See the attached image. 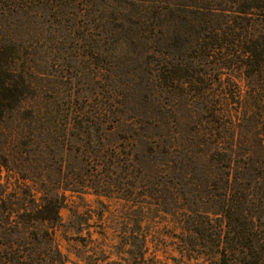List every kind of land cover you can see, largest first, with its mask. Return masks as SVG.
<instances>
[{
    "label": "trees",
    "instance_id": "16d2710c",
    "mask_svg": "<svg viewBox=\"0 0 264 264\" xmlns=\"http://www.w3.org/2000/svg\"><path fill=\"white\" fill-rule=\"evenodd\" d=\"M72 4L54 6L68 9ZM126 5L137 15L141 33L135 38L146 49L144 110L139 114L122 111L126 106L117 98L91 114L75 99L39 93L29 74L35 64L27 59L30 54L9 39L0 42V124L6 112L17 115L10 136L13 154L0 149V264H102L109 255L117 259L106 264H158L155 253L165 242L150 238L156 233L174 239L183 258L264 264V133L246 129L263 120L264 132V0H127ZM85 6L91 10L93 3ZM95 6V21L102 23L97 16L104 9ZM83 43L89 48L86 57L106 71L100 66L107 52L103 42ZM222 75L242 84L237 94L226 87L221 92L226 107L229 97L239 100V113L206 108L199 122L177 115L176 91L184 99L203 98ZM61 103L69 114H63ZM223 118L229 122L221 124V136ZM205 120L214 131H200ZM192 123L195 130L189 128ZM51 148L66 155L65 162L50 165ZM2 170L14 175L13 182L2 179ZM124 187L135 191L123 198L127 204L135 198L150 202L110 214L115 220L111 228L96 232L95 239L88 230L87 243L64 253L58 237L69 242L68 235L84 231L79 221L66 224L60 216L69 197L92 191L110 199L111 190ZM70 211L76 220L85 215ZM102 218L101 212L97 220ZM156 219L173 234H162ZM106 229L118 233L117 242L108 239Z\"/></svg>",
    "mask_w": 264,
    "mask_h": 264
},
{
    "label": "rangeland",
    "instance_id": "374dc122",
    "mask_svg": "<svg viewBox=\"0 0 264 264\" xmlns=\"http://www.w3.org/2000/svg\"><path fill=\"white\" fill-rule=\"evenodd\" d=\"M25 1L0 0V42L4 39H9L14 44L20 45L23 53L26 50L30 54L27 59L30 62L35 61V64L32 65L31 73L29 74L34 78L39 93L56 97L60 100L75 99L78 104L83 106L86 112L91 114H94L99 109V104H101V107L107 108L103 103L108 105V101L111 98H117V102L124 103L126 107L121 109L122 111L139 114V111L144 110L143 99L145 94L144 86L146 84H144L143 62L146 58V49L144 50L142 40L139 37L135 38L136 35L141 33V28L138 25L139 20L135 11L133 12L127 7V0H27L31 2L27 6L23 5ZM65 3L73 4L68 9L64 7L56 9L54 6H61ZM85 3H93V10L86 7ZM98 3L104 9V12L97 16V18L103 17L104 21L102 23L95 21L96 17L93 15L97 10L95 5ZM9 5L11 6L9 7ZM20 8L22 9L21 11H19ZM88 14H90L89 17H87ZM22 15L24 18H22ZM75 18L76 20L72 22ZM253 19L255 22L257 17L253 16ZM99 24H106L107 28L99 30L97 29ZM130 34L134 38L130 39L128 37ZM83 40L103 42L107 52L100 66L106 68V71L97 69V62L92 57H86V52L89 51V48H84L86 43H83ZM116 41L118 44L115 43ZM120 43H125L122 50L115 48ZM113 48L116 51L111 52ZM229 74L236 78L239 76L237 73L228 72ZM227 79L230 80L226 82ZM220 80L217 82L213 81L211 90L207 91L203 98L193 99V97L187 96L184 99L183 96L179 97L180 92L176 91L175 111L177 115L180 117L191 115L195 117L192 120L193 122H199L200 118L204 116L206 108L211 112L218 111V113L229 110L232 116L239 113L241 111L239 109V100L236 101L234 99V101H231V97H229V105L226 107L224 105V96L221 92L226 87L228 89L226 90L227 92L237 94V85L242 84H239L238 79H233L231 76L228 78L227 75H222ZM241 88L244 89L240 86ZM245 93L244 90L243 94L246 95ZM216 103L223 106L218 107ZM61 104L64 105L62 108L63 114H69L71 110H67L66 103ZM232 120L235 121L233 118ZM262 121L260 120L256 126L247 124L248 133H264L260 127ZM205 122L206 120L202 121L203 130L201 128L200 131L203 133L214 131V126ZM226 122H229V119L223 118L222 122L219 123L218 127L221 136L225 127L220 126L221 124L225 125ZM0 125V149H6L7 152L9 150L10 152L7 154L12 155L14 142L10 136L14 133L17 126L16 113L6 112L5 119ZM204 127L207 128L206 131ZM257 127L259 128L257 129ZM189 128L195 130L194 128L197 127L192 123ZM67 135L72 136L73 133H67ZM247 141L250 145H256L257 143L256 140ZM223 142L225 141L223 140ZM235 142L239 144L240 141L235 140ZM104 144H112V140H106ZM73 146H75L73 143H68L67 148L74 150ZM72 156L71 154L70 161L73 159ZM9 159L11 160L12 158ZM48 159L50 165L59 166L61 165L60 162L67 158L66 155H57L55 149L51 148ZM66 161H69V159ZM1 177L4 180L9 179L10 182H13L12 178L14 175L7 174L5 170H2ZM50 177L55 179V171L50 173ZM122 183L125 186L127 185V182ZM113 190H111L113 194H111L110 199L96 196L92 191H88L87 194L82 196L69 197L67 206L60 210V216L66 224L71 223V219L77 223L79 221L81 225H78L84 231L80 234L68 235L69 242L58 237L60 248L64 253L68 251L74 253L72 251L73 247L87 243L89 240L88 230L92 233V239H95L99 238L98 233H101L105 226L111 228L115 220L110 218V214L118 212V216L120 213H124L127 208L134 210L139 206L144 207L143 202L146 205L150 202L148 199L135 198V203L127 204L123 201V198L128 193H135V191L126 187L123 190L117 188ZM137 191L140 193L143 192V189ZM74 209L85 214L81 220L80 218L77 220L71 218L70 210ZM101 212L103 213V218L98 221L97 216ZM86 217L91 220L86 222L84 219ZM153 221H155L154 225L156 228H162L159 220ZM112 231L106 229L109 235L108 239L117 242L116 236H118V233H112ZM156 231L158 232L159 229ZM160 232L168 236L173 234L166 227H163ZM150 238L165 242L164 245L157 247L159 251L155 253V261L158 264H206L200 260L180 257L177 252L178 246L172 245L176 242L172 238H160L157 233ZM70 246H72V249H70ZM150 251H153L152 247H150ZM70 257L72 259L75 258L73 254ZM108 258L109 260L106 262L117 259L113 255H109ZM106 262L102 264H106ZM148 264H151V262L149 261Z\"/></svg>",
    "mask_w": 264,
    "mask_h": 264
}]
</instances>
